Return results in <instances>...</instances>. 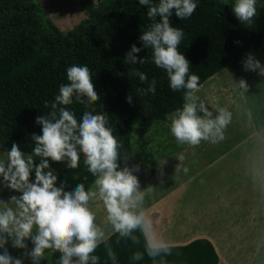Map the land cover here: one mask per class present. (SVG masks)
Listing matches in <instances>:
<instances>
[{
    "label": "clouds",
    "instance_id": "1",
    "mask_svg": "<svg viewBox=\"0 0 264 264\" xmlns=\"http://www.w3.org/2000/svg\"><path fill=\"white\" fill-rule=\"evenodd\" d=\"M147 6L151 23L143 31L140 40L152 51L151 60L162 69L173 92H181L183 103L168 116L169 129L177 145L198 147L202 142L218 145L226 139V130L234 116L240 115L251 127L259 119L254 106L249 104V84L244 78H231L233 91L239 102L235 109L209 105L198 94L200 77L190 72V62L179 51L184 38L183 29L171 26L170 17L190 18L197 8L195 0H139ZM234 15L243 23H251L257 15V0H234ZM159 18V19H157ZM141 48L132 45L126 54L130 65L145 64L138 59ZM245 71L264 77V65L249 54L243 64ZM69 83L61 84L58 95L45 107L46 115L37 116L41 135H32L34 147L31 154L24 153L13 143L11 149L0 155V177L4 187L21 193L6 202L0 199V264H23L21 258H13L5 247L11 240L12 247L27 250V240L33 245L25 251L32 264H40L59 252L58 264H100L97 249L103 245L111 264H119L110 240L116 236V244L129 241L142 245L143 251H135L132 262H140L145 255L152 264H167L164 259L172 255L174 244L161 234L146 206V197L152 195L154 186L141 189L138 165L129 167L131 153L122 152L123 144L113 134L107 114L97 113L95 104L99 95L92 82V71L87 65L69 66L66 70ZM129 76L139 77L147 88L137 89L138 94L156 93L157 81L133 68ZM131 102V97L128 98ZM74 103L84 106L80 120L71 110ZM210 106V107H209ZM211 109V110H210ZM264 129V123L260 126ZM39 158L36 164L35 158ZM81 158L86 171L93 177L86 187L78 183L72 191H65V184H57V175L50 162L66 163L69 169H78ZM123 159V166H121ZM174 177L188 175L185 155L178 154ZM159 181L163 184V166L167 159L158 160ZM48 171H45V170ZM35 180H31L32 172ZM76 177H74L75 179ZM87 179V177H85ZM203 182V181H202ZM103 212L100 216L99 213Z\"/></svg>",
    "mask_w": 264,
    "mask_h": 264
},
{
    "label": "trees",
    "instance_id": "2",
    "mask_svg": "<svg viewBox=\"0 0 264 264\" xmlns=\"http://www.w3.org/2000/svg\"><path fill=\"white\" fill-rule=\"evenodd\" d=\"M79 2L85 17L63 31L38 0H0V151H8L16 143L23 152L31 154L32 135L42 134L36 117L50 111L45 102L50 104L59 94L60 85L69 83L66 75L69 66L87 65L99 95L96 112L107 114L113 134L124 146L122 152L131 153L129 165L134 153L133 127L165 122L167 115L182 105V93L170 89L166 73L155 66L151 49L145 48L140 40L151 23L147 6L139 5V0ZM195 2L197 8L190 18L180 19L174 11L170 17L171 26L183 29L179 51L190 62V72L200 77V85L225 67L241 77L244 61L252 51H258L263 34L248 30L234 15L228 0ZM257 3L264 5V0ZM132 45L141 48L135 55L146 59L145 64L126 62ZM133 68L145 73L149 82L156 79L154 95L138 94L137 89L147 88L148 84H142L137 76H129ZM262 94L259 109L255 110V106L253 109L256 116L264 114ZM70 107L80 120L84 106L74 103ZM258 117L255 128L260 130L264 116ZM163 152L158 151L159 156ZM34 162L39 164V158ZM150 162L153 163L152 159ZM120 163L123 166V159ZM50 166L59 184H65V190L74 189L78 183L87 187L93 180L83 166V158L78 169H69L66 163L50 162ZM115 241L113 236L110 243L119 264H152L146 255L140 262L130 260L133 252L143 251L142 245ZM217 250L209 238L199 236L174 244L172 255L164 259L167 264H221L222 252ZM56 254H51L50 264H56ZM96 254L100 256V264H111L103 245Z\"/></svg>",
    "mask_w": 264,
    "mask_h": 264
},
{
    "label": "rangeland",
    "instance_id": "3",
    "mask_svg": "<svg viewBox=\"0 0 264 264\" xmlns=\"http://www.w3.org/2000/svg\"><path fill=\"white\" fill-rule=\"evenodd\" d=\"M38 1L63 31L71 29L85 17L79 0ZM228 1L233 9L234 0ZM243 23L248 30L264 36V5L257 3V15L251 23ZM259 43L261 45L258 51L250 54L264 65V37ZM242 72L241 77H236L231 69L225 67L208 77L201 84L198 94L209 105L218 104L234 110V101L238 103L239 100L233 91L231 78L236 81L249 78L247 83H254L249 88V104L257 110L262 93L264 97V77L256 72L245 71L244 67ZM169 115L163 123H142L133 127L134 153L128 165L139 166L140 171L134 174L138 176L142 190L149 186L155 187L153 194L146 197V206L159 231L173 244L186 243L196 235H208L218 251L222 250L223 255H234L236 249H242L246 253L252 252L248 253V264H264V255H252L264 247V141L260 138L264 136V129L257 131L255 123L249 127L242 116L236 115L226 130L223 142L218 145L202 142L198 147L191 148L177 145L168 126ZM258 116L263 117L264 114ZM233 145L238 148L232 149ZM164 148L168 151L163 150ZM158 151L164 152L159 156ZM226 151L228 152L224 154ZM5 152L7 151H0V155ZM180 153L185 155V165L190 171L188 175L181 173L180 178L176 179L173 176L178 163L175 157ZM163 159H167V164L163 166L165 182L160 184L158 160ZM54 173L56 174L55 171ZM31 180H35L34 171ZM56 186H60L58 180ZM7 190L0 177V191ZM20 194L13 191L9 198ZM99 215L102 216L103 212ZM5 247L13 258H18L19 255L24 257H19L23 264L30 260L24 255L28 250L14 252L11 240ZM242 250L239 254L241 257ZM60 255L59 253L57 261Z\"/></svg>",
    "mask_w": 264,
    "mask_h": 264
},
{
    "label": "crops",
    "instance_id": "4",
    "mask_svg": "<svg viewBox=\"0 0 264 264\" xmlns=\"http://www.w3.org/2000/svg\"><path fill=\"white\" fill-rule=\"evenodd\" d=\"M257 131H259V130H257ZM250 135V134H249ZM260 137V136H259ZM261 138V140H263L264 141V136L263 137H260ZM238 147L236 146V145H233L232 146V149H237ZM228 151H226V152H224V154H226ZM7 191H10L9 193H7ZM7 191H0V198H4L3 200L4 201H8L10 198H9V195H10V193H12L13 191L12 190H10V189H8ZM254 208H256V206H253ZM255 211H256V209H255ZM245 224H246V222H245ZM165 237H166V235H164ZM199 236H204V237H207V238H211V236H208V235H196V236H194V237H199ZM194 237H192L191 239H193ZM167 238V237H166ZM213 241V240H212ZM26 243H27V245H28V248H27V250L28 251H30L31 249H32V247H33V245H32V243H30V240H27L26 241ZM15 251V253H20V250H22V249H18V248H14V247H12ZM216 250H217V248H216ZM219 250H221V249H219ZM241 250L242 249H240L239 251H238V249H236V253L234 254V255H230V256H226V255H223L222 254V256H220V258H221V264H227V262H231V264H243V263H245V262H247V263H245V264H248V257H249V254L248 253H252L251 251H248V253H246L247 251H245V250H242V257L241 256H239V254H240V252H241ZM218 251V250H217ZM222 251V250H221ZM0 252H2V249H0ZM244 252V253H243ZM57 254H56V264H58V254H59V252H56ZM45 255H46V257H47V259H44V262H42V260L40 261V263L41 264H46V262H48L47 264H50V258H51V255H49V253L46 251V253H45ZM252 255H255V256H257V257H261V256H263L264 255V247H262V249L261 250H259L258 249V251L256 250L255 251V253L254 254H252ZM19 257H22V256H20L19 255ZM18 257V258H19ZM22 258H24V257H22ZM25 264H32V262H31V260H29L27 263H25ZM258 264V263H257Z\"/></svg>",
    "mask_w": 264,
    "mask_h": 264
}]
</instances>
